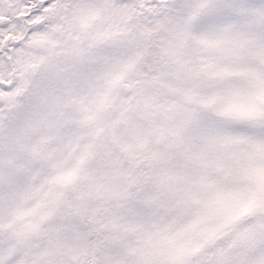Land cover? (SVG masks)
<instances>
[{"label":"snow or ice","instance_id":"snow-or-ice-1","mask_svg":"<svg viewBox=\"0 0 264 264\" xmlns=\"http://www.w3.org/2000/svg\"><path fill=\"white\" fill-rule=\"evenodd\" d=\"M0 264H264V0H0Z\"/></svg>","mask_w":264,"mask_h":264}]
</instances>
